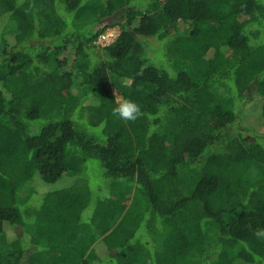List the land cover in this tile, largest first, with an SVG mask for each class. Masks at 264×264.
Listing matches in <instances>:
<instances>
[{
  "label": "trees",
  "instance_id": "16d2710c",
  "mask_svg": "<svg viewBox=\"0 0 264 264\" xmlns=\"http://www.w3.org/2000/svg\"><path fill=\"white\" fill-rule=\"evenodd\" d=\"M0 264H264V0H0Z\"/></svg>",
  "mask_w": 264,
  "mask_h": 264
},
{
  "label": "rangeland",
  "instance_id": "374dc122",
  "mask_svg": "<svg viewBox=\"0 0 264 264\" xmlns=\"http://www.w3.org/2000/svg\"><path fill=\"white\" fill-rule=\"evenodd\" d=\"M106 33H105V37L107 38V37H109V41L108 42H112L113 40H115L116 38H117V36H118V34H119V31H118V29L117 28H113V29H108V30H106L105 31ZM103 36H104V34H102ZM107 40V39H106ZM96 44H98V45H102V46H104V45H107V43L106 42H103V40H102V38H101V36H99V38L97 39V41H96ZM78 85V81L77 82H75V85H74V87H76ZM114 92H115V97H116V100L118 101V102H120V100H121V97H120V95H119V93H118V91H117V89L116 88H114ZM94 99H87L86 101H85V103L86 104H89V103H91V104H94ZM254 113L257 115V113H256V108L255 107H253V108H251L250 106H248L247 107V109H246V113L244 114V115H246V119L244 120V121H247V120H249L248 121V123L249 122H254L252 119L254 118ZM251 126H253L254 127V125H253V123H251ZM255 129L257 130V131H262L263 130V128H261V127H257V126H255ZM102 169H101V167H100V165H99V162H97V160H91V161H88L87 163H86V169H85V171H84V174H85V179H88L89 180V189L91 190V195L93 196V192H94V190H96V188L102 183V182H104L103 181V178H102ZM72 179V178H71ZM66 181H67V179H63L62 181H60V182H58V183H56V184H43L45 187H44V190H46V191H55V190H58V189H61V188H64V187H66L67 185H66ZM30 189H31V191H33V190H35L36 189V184L35 183H31V185H30ZM40 191V190H39ZM24 192H26V189H24ZM42 192V191H41ZM40 192V193H41ZM133 192H130L129 194H125V195H127V197H131L132 198V194ZM96 194H97V192H96ZM34 195V194H33ZM33 195H32V200H34L35 202H37V205H39L40 203L38 202V201H40V198H39V196L38 197H33ZM126 197V198H127ZM39 198V199H38ZM123 198V197H122ZM33 203L34 202H30L29 203V205H31V206H33ZM90 215H91V209H87L86 211H84L83 212V214H82V220H88V218L90 217ZM92 216V215H91ZM130 220V219H129ZM8 227H4V229H5V233H6V237H7V239H9V240H12V239H14L13 237H14V235H13V232L11 231H9L8 229H7ZM96 232H97V230L95 231V234H96ZM86 233H88L87 231H86ZM90 233H88V235H89ZM91 235V234H90ZM129 243H134V240L132 239V240H130V242ZM102 245H103V243H101L100 242V240H98L97 241V243H96V245H95V248L96 249H100L101 247H102Z\"/></svg>",
  "mask_w": 264,
  "mask_h": 264
},
{
  "label": "clouds",
  "instance_id": "9594fccd",
  "mask_svg": "<svg viewBox=\"0 0 264 264\" xmlns=\"http://www.w3.org/2000/svg\"><path fill=\"white\" fill-rule=\"evenodd\" d=\"M141 114L140 106L130 99L121 100L113 108V115L125 121H135Z\"/></svg>",
  "mask_w": 264,
  "mask_h": 264
},
{
  "label": "built area",
  "instance_id": "2783aa9c",
  "mask_svg": "<svg viewBox=\"0 0 264 264\" xmlns=\"http://www.w3.org/2000/svg\"><path fill=\"white\" fill-rule=\"evenodd\" d=\"M105 33H106V32H104V33H103V34H104V36H103V35H101V38H102L103 42H106V43H107V45H109V44H110V43H112L114 40H113L112 42H108V41H109V37H107V38H106V37H105ZM106 39H107V40H106Z\"/></svg>",
  "mask_w": 264,
  "mask_h": 264
}]
</instances>
